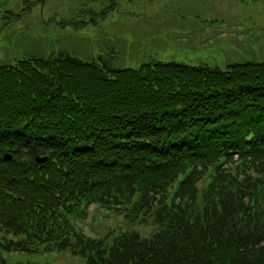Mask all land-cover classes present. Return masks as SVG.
I'll return each mask as SVG.
<instances>
[{"label": "trees", "instance_id": "trees-1", "mask_svg": "<svg viewBox=\"0 0 264 264\" xmlns=\"http://www.w3.org/2000/svg\"><path fill=\"white\" fill-rule=\"evenodd\" d=\"M90 206L131 228L86 235L72 218ZM46 253L264 264V61L0 63V264Z\"/></svg>", "mask_w": 264, "mask_h": 264}, {"label": "rangeland", "instance_id": "rangeland-1", "mask_svg": "<svg viewBox=\"0 0 264 264\" xmlns=\"http://www.w3.org/2000/svg\"><path fill=\"white\" fill-rule=\"evenodd\" d=\"M59 52L132 69L153 60L221 70L264 61V0H118L115 6L110 0H0V63ZM72 221L93 238L131 228L123 216L96 206ZM41 260L81 264L68 253Z\"/></svg>", "mask_w": 264, "mask_h": 264}, {"label": "water", "instance_id": "water-1", "mask_svg": "<svg viewBox=\"0 0 264 264\" xmlns=\"http://www.w3.org/2000/svg\"><path fill=\"white\" fill-rule=\"evenodd\" d=\"M5 158L10 159V157L9 158L5 157ZM45 161H46V158H36L37 163H44Z\"/></svg>", "mask_w": 264, "mask_h": 264}]
</instances>
